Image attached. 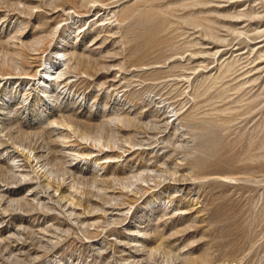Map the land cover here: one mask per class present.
I'll return each mask as SVG.
<instances>
[{"label":"rangeland","instance_id":"1","mask_svg":"<svg viewBox=\"0 0 264 264\" xmlns=\"http://www.w3.org/2000/svg\"><path fill=\"white\" fill-rule=\"evenodd\" d=\"M0 264H264V0H0Z\"/></svg>","mask_w":264,"mask_h":264},{"label":"bare ground","instance_id":"2","mask_svg":"<svg viewBox=\"0 0 264 264\" xmlns=\"http://www.w3.org/2000/svg\"><path fill=\"white\" fill-rule=\"evenodd\" d=\"M64 55V54H63ZM52 66V65H51ZM54 75H55V72H46V76L43 78V85L45 86V87H49L50 86V84H49V82H48V80H51V79H53L54 78ZM44 92H46V91H44Z\"/></svg>","mask_w":264,"mask_h":264}]
</instances>
